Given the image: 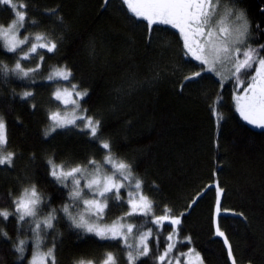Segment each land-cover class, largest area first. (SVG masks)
Wrapping results in <instances>:
<instances>
[{
	"label": "trees",
	"instance_id": "1",
	"mask_svg": "<svg viewBox=\"0 0 264 264\" xmlns=\"http://www.w3.org/2000/svg\"><path fill=\"white\" fill-rule=\"evenodd\" d=\"M12 3L26 4L28 21L37 22L26 31L21 29L19 37L47 33L58 41V49L46 54L41 71L27 81L0 74V116L8 140L4 147L17 154L13 167L0 166V209L14 211V196L35 183L50 198L41 213L46 216L52 208L68 202V190L47 175L49 158L66 167L85 164L89 158L103 161L106 153L79 128L60 129L47 138L44 135L51 126L48 116L58 103L53 99L54 91L77 84L79 91L89 93L81 107L102 121L101 139L111 141L118 160L132 164L134 175L144 181V194L158 205L148 218L127 220L139 226L135 234L154 229L151 255L137 264H158L168 244L173 228L165 227L156 235V226L148 222L163 215L165 207L172 209L173 216L185 213L181 231L175 234L174 253L193 248L204 264H231L224 237L215 235L217 184L224 189L217 224L237 264H264V128L251 127L236 111L232 97L236 82H226L221 88L218 79L209 77L181 91L183 77L200 69L194 66L195 61L185 63L179 33L160 26L149 34L146 22H134L121 0H108L106 6L105 0ZM236 7L244 10L250 21L246 45L259 49L264 45V0H238ZM51 9H57L56 15H48ZM14 11L0 5V24H9ZM22 54L0 50V62L12 68ZM260 55L264 56V51ZM37 63L39 56L23 66L34 68ZM61 66L72 72L71 83L47 81L53 67ZM26 91L34 95L25 101L20 97ZM218 95V111L224 117L219 124L210 109ZM197 193L202 195L189 209ZM77 208L73 213L79 211ZM127 208L113 205L101 223L113 224ZM17 220L13 216L0 222V230L7 233V237L0 235V264H28L34 253L30 225L21 227ZM54 225L44 244L49 249L55 245L57 264H76L81 259L100 264L109 251L119 254V264L127 263L122 243L78 234L66 219L54 221ZM185 237H191V242ZM21 240L28 241L22 261L14 248ZM171 255L165 264H177ZM179 264H184L181 259Z\"/></svg>",
	"mask_w": 264,
	"mask_h": 264
},
{
	"label": "snow or ice",
	"instance_id": "2",
	"mask_svg": "<svg viewBox=\"0 0 264 264\" xmlns=\"http://www.w3.org/2000/svg\"><path fill=\"white\" fill-rule=\"evenodd\" d=\"M237 2L238 0H121L134 22H146L149 34L160 26H170L179 31L183 42L185 63L195 61L194 66L200 69L183 77L181 91L187 85L198 84L200 80L209 77L218 78L217 83L221 88L226 82L234 80L236 82L234 87L238 93L234 96L236 111L248 124L264 128V56L260 55V52L264 51V45H261L259 49H244L250 36V21L247 19L246 12L236 7ZM107 3L108 0H105V6ZM0 5L15 9L14 19L7 25L0 24V32L4 38L0 43V50L6 54L23 53L18 56L12 68L0 62V74L4 77L11 75L21 81H27L41 71L46 54H54L57 51L58 41L50 39L47 33L29 34L20 39L21 29L26 31L27 27L36 25L37 22L28 21L26 4L16 5L12 3V0H0ZM56 12L57 9H51L48 15L54 16ZM58 19L62 22V18L58 17ZM24 48L28 50L24 51ZM36 56H39V63L34 68L25 69L23 63L31 62ZM46 79L49 82L71 83L73 74L66 66L53 67ZM78 87L77 84H72L71 90H63V95L60 89L53 93L55 100L60 101L66 108L71 105L73 112L71 118L68 115L62 116L59 112L50 113L48 119L52 121V125L44 135L47 138L60 129L79 128L82 134L89 137L90 142H98L99 148L106 153L103 161L98 162L94 158H89L85 164L66 168L63 162L57 163L54 157L49 158L47 175L53 183L68 190V202L59 208H52L47 216L41 218V213L50 204V198L46 197L35 183H31L23 187L12 199L14 211L0 209V218H2L0 222H7L10 217L16 216L19 226L30 225L28 230L35 237L34 246L39 249L45 242L44 238L51 234L48 230L55 229L54 221L66 219L69 221V228L78 230V234H91L101 241H115L117 244L122 242V249H129L126 257L127 264H137L142 257L151 255L152 249L149 245L154 238V229L149 228L147 232L139 234L138 243L130 244L129 237H133L138 232L139 226L133 223L124 224L121 221L140 216L148 218L153 215V209L158 205L144 194V181L134 177L132 164L125 160L118 161L113 154L111 141L101 139L102 121L94 115H89V109L81 107V101L89 93L86 90L79 91ZM33 95L32 92L26 91L20 98L26 101ZM65 96L74 98L65 99L63 98ZM220 99L218 95L210 105L217 124L224 119L217 107ZM80 125L83 126L80 127ZM7 143L6 124L0 116V151ZM16 155L15 152L0 155V166L13 167ZM109 166L111 174L103 171ZM133 180H135L134 184ZM127 189L131 190L128 191V199L125 200L122 190ZM223 192L224 189L217 184L216 212L218 216L221 214ZM86 194H90L91 198L85 199ZM201 195L202 193H197V197L193 198L192 203L188 205L189 209ZM80 204L83 205V209L74 214L73 209ZM113 205L119 207L127 205L128 211L118 217L111 226L102 227L101 222ZM58 213L63 215L60 216ZM171 213L172 209L165 207L163 215L154 216L153 219L148 220L156 226V235L162 234L164 228L169 226L173 228L177 236L179 235L181 217L185 213H181L180 216H173ZM0 235L7 237V233L2 230ZM215 235L224 237L231 264H237L228 239L218 224ZM172 239L173 235L170 233L167 237L169 243L158 257V264H165L169 254L175 249L176 245L171 243ZM184 240L191 242V237H185ZM156 243L159 246L158 239ZM177 243H183V241L178 240ZM27 244V240H21L19 244L14 245L21 261L26 258L24 253ZM54 250L55 245L46 253L34 252L29 264H57ZM76 264H96V261L81 259ZM100 264H119V254L110 251L104 253ZM168 264H171V261H168ZM177 264H179V258H177Z\"/></svg>",
	"mask_w": 264,
	"mask_h": 264
},
{
	"label": "rangeland",
	"instance_id": "3",
	"mask_svg": "<svg viewBox=\"0 0 264 264\" xmlns=\"http://www.w3.org/2000/svg\"><path fill=\"white\" fill-rule=\"evenodd\" d=\"M222 12H223V8H222V10H221ZM168 27H170V26H168ZM171 28V27H170ZM176 30V29H175ZM178 33H179V31L178 30H176ZM180 35V34H179ZM0 37H1V39L3 40L4 38H3V35H2V32H0ZM20 39H22L21 37H19ZM249 47L245 44L244 45V49L245 50H247ZM252 74H254V73H252ZM251 75V74H250ZM216 78V77H215ZM216 79H218V78H216ZM58 89H60L61 90V92H62V95H63V90L64 89H69V90H71V88H67V87H62V88H58ZM57 90V89H56ZM55 90V91H56ZM54 91V92H55ZM236 94H238L237 93V91H236V89L234 88L233 90H232V97H233V101H234V104H235V99H234V96L236 95ZM63 98H65V99H72V98H74V97H63ZM53 99H54V97H53ZM57 101V100H56ZM55 101V102H56ZM58 102V103H57ZM56 103L57 104H55V110L54 111H52V112H59L62 116L63 115H68V117L69 118H71V114H72V112H73V108H72V106L71 105H69V106H67V108L60 102V101H57ZM57 108V109H56ZM236 108V107H235ZM51 112V113H52ZM78 115L80 114V113H77ZM239 114V113H238ZM242 118V117H241ZM243 119V118H242ZM247 123V122H246ZM51 125H52V121H51ZM248 125H250V124H248ZM81 126V125H80ZM83 126V125H82ZM251 127H254V128H260V127H256V126H254V125H250ZM7 153H8V151L5 149V147H4V149L2 150V151H0V155H7ZM119 161V160H118ZM1 167H6V166H1ZM66 168H71V167H66ZM91 171V170H90ZM103 171L104 172H106V173H108V174H111L110 173V166H109V168H105V169H103ZM133 175H134V173H133ZM134 177H136L135 175H134ZM137 178V177H136ZM132 183L134 184L135 183V180H133L132 181ZM131 189H127V190H124L125 191V195H124V198H125V200H127L128 199V191H130ZM84 198L85 199H89V198H91V196H90V194H86L85 196H84ZM216 201H217V199H216ZM216 208H217V204H215V216H214V226H215V231H216V227H217V217H218V215H217V212H216ZM78 209H79V211H81L82 209H83V205L82 204H80L79 206H78V208L76 209L77 211H78ZM78 211V212H79ZM127 211H128V208H127ZM77 212H75L74 214H76ZM47 216V215H46ZM43 217H45V216H41V218H43ZM117 221V220H116ZM131 222V221H130ZM130 222H128L127 220H125V221H121V223H124V224H127V223H130ZM132 223V222H131ZM103 225L104 226H111L112 224H103V223H101V226L103 227ZM148 230H145V231H142L141 233H143V232H147ZM141 233H139V234H141ZM139 234H134V236L133 237H129V240H128V243H130V244H136V243H138V236H139ZM172 235H173V239H172V241H171V243H173V244H176V238H175V233L173 232L172 233ZM122 243V242H121ZM168 243H169V241H168ZM168 245V244H167ZM166 248H167V246H166ZM165 248V249H166ZM165 249L162 251V253L165 251ZM49 250V248L44 244V246L42 245L41 246V248H39V249H36L35 248V250H34V252H39V253H41V254H43V253H46L47 251ZM127 251H126V253H125V257H124V259L126 260V262H127V259H126V257H127V252L129 251V249H126ZM190 250H192V251H190ZM174 251L175 250H173V252L172 253H170V254H172L171 255V257H172V260H174V261H177V258H179V260L181 259L182 260V262L184 263V264H204L203 262H202V259H201V256L200 255H197V254H199L195 249H193V248H188V249H186L184 252H177V253H174ZM34 254V253H33ZM33 254H32V256H33ZM183 254V255H182ZM32 256H31V258H30V260L32 259ZM29 260V261H30ZM29 264V263H28ZM127 264V263H126Z\"/></svg>",
	"mask_w": 264,
	"mask_h": 264
}]
</instances>
